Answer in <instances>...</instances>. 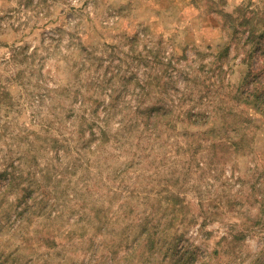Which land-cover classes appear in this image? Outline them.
Instances as JSON below:
<instances>
[{"label": "rangeland", "instance_id": "1", "mask_svg": "<svg viewBox=\"0 0 264 264\" xmlns=\"http://www.w3.org/2000/svg\"><path fill=\"white\" fill-rule=\"evenodd\" d=\"M0 264H264V0H0Z\"/></svg>", "mask_w": 264, "mask_h": 264}]
</instances>
